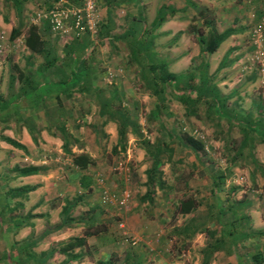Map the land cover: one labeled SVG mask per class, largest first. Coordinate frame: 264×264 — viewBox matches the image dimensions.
<instances>
[{
    "label": "rangeland",
    "instance_id": "obj_1",
    "mask_svg": "<svg viewBox=\"0 0 264 264\" xmlns=\"http://www.w3.org/2000/svg\"><path fill=\"white\" fill-rule=\"evenodd\" d=\"M2 1L4 4L7 2V0ZM22 1L27 5L31 3L33 5V0ZM60 1H64L65 4H75L70 0H68L69 2L66 0H50L49 6H39L26 15L30 19H26L22 23L19 22V25H16L17 27L14 29L17 33L13 38L10 37L9 29H0L1 98L9 90V75H16L18 69L22 71L23 75H30V79L39 81L43 79H54L56 72L53 67L62 64L64 60L72 59V56L67 58L63 54L66 51V46L64 47V45L68 47L71 43L78 42L81 37L85 36L84 34H87L90 39L94 38V35L89 33L74 37L71 32L66 33L64 37H59L48 26L49 31L46 30V34L50 40L52 39V43H54L56 62L53 67H48L45 72H38L36 64H39V55L32 54V52L26 49L23 44V35L30 24H34L39 34H42V28L45 26L43 23L47 21L44 22L43 17L36 19V12L47 10ZM255 1L257 3V10L256 6H254L253 9L256 11L253 9L249 11L250 22L246 21L248 19L247 17L243 18V20L241 18L243 24L239 32H237L238 37L232 38L234 39L232 40L234 44L233 46L231 45L234 48L233 51L220 56V58L214 53L194 54L186 68V70L194 69L195 81H197L198 73L201 70L200 64H207V73L214 74V78L212 77L213 81L224 89L222 93L224 96H227V103L231 104L234 102L233 106L226 107L233 109L237 115H242L244 118L245 116L246 118L248 117L245 120V127L242 126V128L246 129H248L246 126H254L258 129L264 123V64L260 66L261 62L253 58L256 47L252 45L250 40V29L252 25L264 16V7L260 6V3L264 5V0ZM75 5H78V3ZM23 7L28 13L29 8H26L27 6ZM96 7H98L97 3ZM205 7L206 11L202 10V14L198 12L195 14L196 10H194V14L190 18V20L195 19L193 25L197 31L204 34L210 27L217 32L226 29L223 28V22H217L215 20L216 15L212 4L208 3ZM187 28L188 26L186 27L184 35V37H188L184 39V41L188 40L187 42H179L180 36L177 35L175 37L176 39L178 38L177 43L166 46L163 43L166 41V37H163V40L160 41L159 53H168L169 56L174 55L177 57L183 47L195 53L197 48L195 36L193 33H189ZM262 39L264 46V29L262 31ZM151 46L149 52L152 53ZM100 48L101 50L103 49L102 46ZM27 50L30 53L26 52ZM122 57L124 56L122 55ZM153 57L155 58L153 62L166 69V65L162 59L154 56V54ZM261 59L264 63L263 56ZM117 63L118 60H110L109 58L106 60V66H110L111 68H117ZM122 63H124V60ZM106 66L102 70L103 72ZM180 69L182 70L184 68L181 67ZM129 71L130 73H128ZM96 78V80L93 79V82L102 86L104 85L105 87H115V89L120 91L122 106L129 111L131 116L135 112L132 109L133 105L137 107L135 118H137L139 130L150 141L157 137L169 141L168 131L171 128H173L175 133L184 131L190 134L192 129L196 127L201 129L205 135L203 145L206 146V149L203 148L199 152L192 151L189 147L183 145L174 137H171V141H169L172 149L170 151V157L163 156V162L159 168L162 182L166 186L158 188L155 185L149 196H144L145 169L149 165V160L143 150L139 148L138 140L134 137L132 139L131 135L133 136V134L127 133L123 141V148L120 145L115 146V127L110 123L107 125H101L99 123L102 118H99L96 113V98H94L93 93H71L70 95H60L46 100V110L52 114L58 112L63 116L58 119H60V122L65 123L66 129L72 135L68 147L74 152H77L79 149L83 151L86 149L87 153L93 159V164L82 171L74 170L68 164V155L61 149L60 134L54 128H50V131L47 130L48 121L44 119V110L38 107L37 110H29L23 113L24 117L32 116L35 119L33 123H36L39 127L37 144L32 142L28 150L29 155L27 158L23 156L21 149L13 147L7 142L5 143L0 137V175L3 177L13 165H26L31 161H38L39 159L42 162L41 164L46 166L45 173L47 178L42 192L39 194H36V192L31 194L36 199L40 197L43 201L41 204L37 202L38 206H41L38 209L40 211H47L50 208L55 213L62 202L68 199L71 201L76 200V204L70 210V217H84L90 213L98 214V217L93 216L94 218H92L93 223H95L93 226L104 225L107 231L105 228V231H103L104 234H101V243L94 253L95 257L101 252L103 254L107 253V255L115 253L118 256L117 264H121L124 261L123 253H134L137 255V259L142 260L141 264H162V262L163 264H200V255L205 254L204 259L206 261L203 264H209L211 262L210 260L215 258V256H212V250L220 248V254L224 260L222 264H248L250 262L257 264L260 262L258 257H256L257 262H254L249 255H246L251 243L249 239L245 238L242 241L239 239L238 245L233 243V238L232 240L215 242L218 240V237L215 235L214 223L202 221L199 218L204 213L203 199L205 197L212 201L217 200L218 203H225L226 201V204L222 205L221 209H225L224 214H230V208L228 207L231 205V201H235V198L227 189L230 187H238L243 190L249 186L251 187V183H249V171L247 172V167L250 162L248 156L244 153L239 154L237 157L234 155L240 139L237 125L232 122L228 124L223 119H220L217 124L214 123L213 119H206L204 116L205 105L203 103H199L194 112H189L188 108H185L175 98V95L179 92L176 94L173 93L171 91L172 87L165 88L164 103L166 109L159 111L158 118L161 120V123L156 124L153 118L148 121L146 117L149 114V110L153 109L154 102H158V100L150 94L149 89L146 88L144 81L136 70L127 69V73H121V75H119L118 71L111 74L105 71L103 76H96ZM88 79V82H90L91 77L89 76ZM17 86L18 81L14 79L12 89L15 90ZM231 89L237 91L235 94L238 95V99L235 94L233 95V92H229ZM240 91H244V94H240ZM55 105H59L60 107L64 106L63 111H58L56 109L58 106ZM52 110H54V113ZM249 114L256 119L253 121ZM259 117L261 119L257 120ZM16 118V116L11 115L6 120L0 121V135H8L9 137L10 133L7 128H10L14 132L15 137H17V131L15 130L18 129L17 126H20V120H16ZM96 124L97 131L95 130L96 132H94L92 126ZM2 130L6 135L2 134ZM108 130L109 133L106 132ZM41 131L46 132L48 141L41 138ZM111 133L113 134V138L109 137ZM253 133L259 136L257 130H254ZM114 146L115 149H113ZM255 157L258 159L257 156ZM123 161L126 164H123ZM121 166L123 169L119 171L118 168ZM235 166L239 167H237L238 170H236ZM124 168H127V173L129 171L128 179L124 175L127 174L126 172L124 173ZM210 172H221L225 180L220 184H218V181L215 182L216 185H213L214 187L212 185L205 187L204 185L206 184H203V175ZM97 173L101 174L103 185L107 189L117 191L125 186L130 190L131 204L127 215L137 214L135 218L143 221L146 225L143 231L137 233L138 238L134 237L136 239L135 244L131 245L128 243L129 237H132V234H128L129 236L125 241L122 239V228L118 227V209L113 204L104 205L100 203L99 186L95 181ZM81 175L84 177L83 182L86 185L83 188L79 184V177ZM262 179L264 180V177ZM5 183L8 185V182ZM11 184L9 183L10 186ZM3 186V180L0 178V191ZM213 188L215 191H212ZM182 191L192 195L197 201V206L186 216L175 213V205ZM247 192L250 195L253 194V192L248 190H244L241 193L246 195L245 193ZM254 195L258 194L255 193ZM263 195L262 200H264ZM2 199L0 195V203ZM89 203L91 204L89 210H86ZM257 208L264 214V204L258 205ZM16 209L20 210V207ZM185 222H188V225L192 226L188 227L189 233L192 230L194 231V226H196V229L193 235L181 238L176 234L177 226L175 224L182 225ZM171 229L176 232L174 233ZM233 237H236V234ZM2 241L8 243L6 235H0V244ZM205 244L209 246L204 247ZM232 245H234L233 248L231 247ZM4 247L7 246L4 244ZM55 259L58 260L59 257L57 256ZM55 259L53 261H56ZM166 259H168V262H165ZM15 264H21V261L17 260Z\"/></svg>",
    "mask_w": 264,
    "mask_h": 264
},
{
    "label": "crops",
    "instance_id": "obj_2",
    "mask_svg": "<svg viewBox=\"0 0 264 264\" xmlns=\"http://www.w3.org/2000/svg\"><path fill=\"white\" fill-rule=\"evenodd\" d=\"M66 1L69 2L68 0ZM70 1H73L75 4L78 3V5L81 3V0ZM96 3L98 6L97 9H99V25L101 23L100 30L102 31V35L98 36V39L96 40H94L93 38V41H91L90 43L92 48L87 46L86 48H84L83 53L80 54L77 58L79 60H83V65L81 66H84L86 68V70L88 71V76L90 75L91 77L90 82L86 83L85 85H81L80 87H87V90L93 92H96V90L100 87L97 83L93 82V79L96 80V76H103V74H105V71L108 74L118 71L119 75H121V73L126 74L127 69H132L136 70L140 75L143 72H148L151 65H155L156 68L159 69L160 65L153 62L155 60L153 54L154 56L162 59V61L166 65V69L168 72L180 73L186 70L192 56L194 54H198L199 52L198 45L195 53H193V51H189L188 48L183 47V49L179 51L178 56L175 57L174 55L169 56L168 53H159V45H161L160 41L163 40V37H166V41L163 42L166 46L176 44L178 38L176 39L175 37L179 35V42H187L188 40L184 41L185 38H188L187 36L184 37L185 30L190 22V18L194 14V10H196L195 14L197 12L202 14V10L206 11L205 6H207L208 3L212 4L214 13L216 15L215 20L217 22H223V28L232 29L231 33L226 38H224L219 43L217 48L212 52L218 55L219 58L220 56L233 51L234 48H232V46L234 43H232V40L234 39L232 38H235L236 36L238 37L237 32H239V29L242 27L243 18L247 17L248 19H246V21L250 22V17L248 14L249 11L252 10L254 6H256L257 10V3L255 0H96ZM33 5L32 3L30 5H27L22 0H7L6 4H4L3 1L0 0V29L6 28L11 30L12 28H16V25H19V22L22 23L26 19H30L26 15L34 11V9H37L42 5L49 6L50 0H33ZM23 6H27L26 8H29L28 13L27 11H25ZM260 6L264 7V5H262L261 3ZM160 7L161 11L159 10V14H157V17H155ZM163 15L164 17L158 19ZM154 17L157 24L153 25V23L151 22ZM158 21L160 22L158 23ZM43 25L45 26L42 28L43 32L40 37L44 39L47 44H50L49 46L51 49H55L54 43H52V39L50 40L46 34V30L49 31L48 26L46 23H43ZM84 35L85 36L81 38L90 39L87 34ZM79 44L83 43L80 42ZM132 44H134V46ZM100 46H102V50ZM150 46L152 53L149 52ZM64 47L66 51L70 50V45H68V47L67 45H64ZM136 47L139 48V52L137 53ZM26 52L30 53L28 50ZM63 54L66 56V52H64ZM73 54L71 55L70 53V55L73 57H71L72 60H77L76 57L73 56ZM122 55L124 57H122ZM149 55L150 57H148ZM108 58L110 60H118L117 68L106 66V60ZM123 60L124 63H122ZM42 61V57L39 55V64H36V68H38ZM74 62L78 63V61ZM80 63L81 62H79V64ZM76 65H74L73 69H75ZM105 66L106 68L103 72L102 70ZM181 67H183L184 69L181 70ZM64 72L65 74L56 72L54 79L61 78L64 75L67 76L69 72L68 67L64 70ZM128 73H130V71ZM216 86L219 90V93L223 97H227L222 93L224 89L219 87L218 84H216ZM229 92H233L234 95L237 91L231 89ZM239 93L244 94V91H240ZM235 96L238 99V95L235 94ZM227 102L228 101L226 100V106L234 105V102H232L231 104ZM250 117L253 121L254 119H256L251 115ZM238 121H240V119ZM224 122L227 121L224 120ZM109 123L114 125L116 135L115 122L106 121L104 125H107ZM232 123L237 125L236 127L239 130L240 134V139L237 147L242 140H247L246 146L242 147V153L246 154L248 156V159L250 160L247 167V172L249 171V183H251V187L249 186L247 187V189L244 188L243 190L242 188L238 187H230L227 189L228 192L232 194V196L234 195L235 198V201H231V205H229L231 208L230 214H224L225 209H221L222 205L226 204V201L225 203H218L217 200L212 201L205 197L203 199L204 213L201 215V217L199 216V218L202 221L204 220L209 221L210 223H214L215 235L218 237V240L221 239L220 235H224V233L227 232L232 233L233 236L236 234V240L233 242L236 245L239 244V239L240 241L245 238L249 239L251 243L250 248L247 249L246 255L251 256L252 254L256 253L258 254V259H260V262H258L257 264H264V214L260 212L259 208H257L258 205L264 204V200H262V195L264 194V180L262 179L264 177V145L258 142V140L262 139V136H257L249 130L244 133L245 131H243L239 122L233 121ZM17 128L18 129L15 130L17 131V137H15L14 132H12L10 128H7L10 133L9 137L25 146V149H21V153L24 157L27 158L29 155L28 150L30 149V145H32V141L30 135L28 134V131L24 126H17ZM44 132L45 131H41L40 136L43 140L48 141V136L46 135V132ZM106 132L109 133V130ZM2 134H5L3 130ZM112 136L113 134L111 133L109 137L113 138ZM131 137L132 139H134L132 135ZM251 139L252 141L249 143ZM80 151L83 150H77V152ZM84 152H87V150L85 149ZM255 156H257L258 159H256ZM67 159L69 160V158ZM41 163L42 162L38 159V161H31L26 165H42ZM68 164L71 165L70 160L68 161ZM18 166L23 165L18 164ZM237 167L235 166L236 170H238L239 168ZM72 168L75 170L74 167ZM217 174H221V172H210L206 175H203L205 181H203V184H206L204 186L206 187L212 185V187H214V182L218 181V179L216 178ZM3 176H5L4 178L6 179V182H8V185L9 183H12L11 186L36 183L38 184V186L34 190L28 192L26 198H17L18 200L13 199V202L20 201L21 205L18 206L20 207V210H13L11 213H7L5 216V218L8 220V223L1 227L3 229H0V235H6L8 243L2 241V244L1 242L2 245L0 244V255L1 253H7L8 257H10L13 252L21 250V264H94L95 259L107 256V253L103 254V252L98 254L96 257L94 254L96 252V249L99 248V244L101 243V234H104V232H100L87 236L86 244L81 248L77 247L73 250V253L77 252L80 255L76 258L67 259L64 254L59 253L57 250H54L51 256H49L46 261H40L36 263L35 260L26 258V252L40 253L41 251H43L45 253H49V251L54 248L57 242H63L69 237L80 236L82 234V231L86 227L95 224L93 223L92 218L98 217V214L90 213L88 216L84 217H73L72 220H61L62 217L59 215V211L64 205L65 201H63L61 206L56 209L55 213H53L52 209L50 208H48L47 211H40L38 208L41 206H38L37 202L41 204L43 203V201L40 199V197L36 199L34 195L31 194L35 192L36 194H39L40 192H42L47 178L45 170H41L35 174L18 176H15V174L10 172V170H7L6 174ZM0 178L3 180V177L1 175ZM244 190L251 191L253 192V194L250 195L247 192L245 193L246 195H244V193H241ZM212 191H215V189L213 188ZM255 193H257L258 195H254ZM5 202L6 201L2 199L0 204H4ZM82 203L86 205L85 202L82 201ZM90 205L91 204L89 203L88 207H86V210H89ZM188 214L190 213L184 215L186 216ZM126 215L124 216V222L127 232L128 234H132L133 238L137 237V233L143 231V228H145L146 225L143 221H139L135 218L137 214ZM15 219L18 220V223L14 222ZM175 226L178 227L179 225L175 224ZM171 230L174 233L176 232L173 229ZM122 239L124 241L126 240L123 237ZM22 241H27L28 244L25 245L22 243ZM14 242H16L17 244L12 245ZM18 243L21 244L18 245ZM4 244L8 248L4 247ZM233 246L234 245H232L231 247L233 248ZM219 254L220 248H216V250L212 252V256H215V258H212L209 264H222L224 261L223 256ZM57 256L59 257L58 260L55 259L57 258ZM136 256L137 255H135L134 253H123V258L125 259H128V257L137 259ZM8 257L6 259L1 258L0 264H15V262L9 260L10 258ZM54 259L56 261H53ZM165 262H168V259H166ZM199 262L200 264H202V254L200 255Z\"/></svg>",
    "mask_w": 264,
    "mask_h": 264
},
{
    "label": "trees",
    "instance_id": "obj_3",
    "mask_svg": "<svg viewBox=\"0 0 264 264\" xmlns=\"http://www.w3.org/2000/svg\"><path fill=\"white\" fill-rule=\"evenodd\" d=\"M159 10L161 11V7L158 9V12L156 13L155 17H157V14H159ZM159 16V15H158ZM155 17L152 20L151 23L157 24L155 22ZM163 16H161L158 19H161ZM194 20L191 19L187 31L189 33L194 34L195 42L197 43L199 47L200 53H212L219 43L226 38L232 31L230 28H226L222 30L221 32H217L212 27L208 28V30L203 34L194 27ZM46 20L44 19V22ZM100 22V21H99ZM160 21H158L159 23ZM47 26L49 24L45 22ZM99 26V28H98ZM101 23L97 24L96 32L94 33V40L98 39V36L102 35V31L100 30ZM17 31L15 29L10 30V37L13 38L16 35ZM41 34H39L37 27L34 24L28 25L26 28L24 35H23V44L24 46L32 53L39 54L42 57V63L38 66L37 70L39 73L45 72V70L50 67L54 66L56 62V57L54 56V49L50 48V44H47L44 39L40 37ZM92 39H84L80 38L77 42H73L70 45V50L65 51L66 56L71 57L73 54L76 59L80 54L83 53L84 48L91 47L90 45ZM82 42L83 44H79ZM75 43V44H74ZM90 45V46H89ZM134 46V44H132ZM85 46V47H82ZM136 53L139 52V48L136 47ZM71 53V55H70ZM65 56V57H66ZM73 58V57H72ZM70 59V58H69ZM78 61V63L74 62ZM79 62H81L79 64ZM83 60H64L62 64L54 66L55 72H59L60 74H65L64 70L68 67V75L62 76L61 78H57L53 81V79L49 80H35L30 79V75L26 76L23 75L22 71L18 69L16 75H9L8 79V88L6 95L1 98L0 97V121L6 120L11 115L16 116V120H20V126H24L26 130L28 131V134L30 135L31 141L34 144H37L38 135H39V127L36 123H33V120H35L32 116L31 117H24L23 113L25 111L29 110H37L38 107L43 108V116L44 119L48 121V131H50V128H54L57 130V132L60 134L61 139V149L63 152H65L68 155V158L70 160V164L72 167L75 168V170L82 171L89 166L93 164V159L91 156L84 151L80 152H73L68 147L69 142L71 140V133L68 132V130L65 127V123L60 122L58 118H62L63 116L56 112L55 114H52L51 112H48L46 100H49L51 98H54L56 96L60 95H70L71 93H85V92H91L93 93L94 98H96V113L99 118H102V120L99 122L101 125H104L106 121H112L116 124V145H120L122 148L124 146L123 141L125 140V134L131 133L133 134V137L138 140L139 148L143 150L144 154L148 157L149 165L145 169V175L146 179L144 182L145 191L144 196H149V194L152 192L153 187L157 185L158 188H163L164 183L161 179V172H160V166L163 162V156L169 158L170 157V151H172L169 141H171V137H174L177 141L182 143L183 145L189 147L192 151L199 152L203 150V143L199 141L198 139L194 138L189 133H185L184 131L181 132H174L173 128H171L168 132V135L170 137L169 141H165L160 139L159 137L154 138L152 141H150L146 136L144 137L139 130V125L137 123V118H135V113L137 110V107L133 105L132 109L135 111L132 116L129 114V111L122 106L121 102V93L119 90L115 89V87H105L104 85L98 84L100 87L96 90V92L87 90V87H80L81 85H85L88 83V71L83 65ZM77 64V65H76ZM74 65H76L75 69H73ZM80 65V66H78ZM201 70L198 73L197 81H195V71L193 68L187 69L180 73H171L168 72L166 69H164L162 66L159 67V69L156 68L155 65L150 66V70L146 73L140 74V77L145 83V86L150 94L154 96L158 102H154L153 109L149 110V114L147 115L146 119L150 121L152 118L155 120L156 124L161 123V120L158 118L159 111L165 110L166 105L164 103L165 101V88L166 87H172L171 91L173 93H178L175 95V98H177L181 104L185 106V108H188L189 112L197 108V105L199 103H203L205 105L204 107V116L206 119H213L214 123H219L220 119L226 120L228 124H231V122L236 121L239 122L241 127H245V120L248 119V117L245 118L241 115H237L233 109H228L226 107L225 101L227 100L226 97H223L216 86V83L213 81L214 74H208L206 67L207 64H200ZM17 69V67H15ZM13 72V70H12ZM213 77V78H212ZM14 79H17L18 86L15 90L12 89V84ZM102 86V87H101ZM99 99V100H97ZM40 101V105L38 102ZM58 106L56 109L61 112L64 109V106ZM54 113V110H52ZM240 119V121H238ZM261 119L260 117L257 118V120ZM23 122V124H22ZM36 126H35V125ZM97 124L92 126L94 132H96ZM246 128H242L244 133H246L248 130L253 132L254 130H257L259 132V136H262V139L258 140L259 143H262L264 145V123L261 124V127L256 129L254 126H246ZM96 130V131H95ZM38 134V135H37ZM1 139L13 147H16L18 149H25V146L21 143H18L14 139L0 135ZM77 141V140H76ZM252 140H250L251 142ZM247 140H242L239 144V146L235 149L234 155L237 157L239 154L243 152L244 146H246ZM115 146L113 149H115ZM41 170H46V166L44 165H13L10 168V172L15 174V176L18 175H28V174H35L38 173ZM17 174V175H16ZM218 176V177H217ZM216 177L218 179V184L222 183L224 178L223 174H218ZM3 176V183L4 186L2 187V190L0 191L1 197L6 201L4 204H0V229H3L5 224L8 223V220L5 218L7 213H11L13 210H15L18 206L21 205L20 201L13 202V199L18 200L17 198H26L28 192L31 190H34L38 184H23L19 186H9L6 185V180ZM83 176L81 175L79 177V184L83 188L85 187V183L83 182ZM217 182V181H215ZM214 182V185H216ZM123 188V187H122ZM119 191V190H117ZM8 201V202H7ZM76 200H68L65 199L64 205L61 207L59 211V215L62 217L61 220H72L73 218L69 216L70 208H72L75 205ZM197 206L196 199L192 196L187 194L186 192H181L179 199L177 200V203L175 205V213L179 215H184L187 213H190L191 210H193ZM230 208V206L228 207ZM231 210V208H230ZM9 215V214H8ZM34 216V215H32ZM12 217V216H11ZM15 223H18V220L15 219ZM231 223V222H230ZM18 225V224H17ZM16 225V226H17ZM92 229H89V228ZM188 227H192L188 225V222H185V224L179 225L177 227V235L181 238H185L189 235H193L194 231L196 229V226H194V231L192 230L190 233L188 232ZM6 229V227H5ZM105 231L104 225L99 226H89L86 227L80 236H73L69 237L67 240L63 242H57L54 248H52L49 253H45L41 251L40 253H34V252H26V258H29L31 260H35L36 263L40 261H46L49 256L53 253L54 250H57L59 253L64 254L67 259L69 258H76L79 255V253L75 252L73 253V250L75 248H81L86 244V237L97 234L100 232ZM231 237V238H229ZM233 242L236 240L235 237H233V234L230 232L224 233V236L222 235L220 240H232ZM216 240V239H214ZM220 240H217L215 242H219ZM23 244H28L27 241H22ZM17 244L14 242L12 245ZM21 243H18L20 245ZM32 244V243H31ZM209 246L207 244L204 245V247ZM13 247V246H12ZM10 247V248H12ZM17 247V246H16ZM216 248V247H215ZM21 249V248H20ZM17 250V249H16ZM216 249H213L212 252H214ZM210 253V252H208ZM46 254V255H44ZM257 255V256H256ZM8 257L7 253H1L0 259H6ZM256 257H258V254H252L250 258L252 261L257 262ZM9 260L12 262H16L17 260L21 261L22 258V252L21 250L15 251L12 253ZM128 257V259L124 258V261L121 264H141L140 259H132ZM205 254H202V264L205 263ZM118 256H116L115 253H110L106 257L97 258L94 261V264H117ZM244 264V263H241ZM248 264H254L253 262H250Z\"/></svg>",
    "mask_w": 264,
    "mask_h": 264
},
{
    "label": "built area",
    "instance_id": "obj_4",
    "mask_svg": "<svg viewBox=\"0 0 264 264\" xmlns=\"http://www.w3.org/2000/svg\"><path fill=\"white\" fill-rule=\"evenodd\" d=\"M43 17L49 24L50 30L58 35L64 37L66 33L71 32L74 37H79L84 33L94 35L96 27L99 22L98 11L95 0H81L79 5L65 4L64 1H60L58 4L49 7L47 10H41L36 12V19ZM264 29V16H262L256 23H254L250 29V40L254 47H256L253 58L262 62V56L264 59V46L262 39V31ZM194 138L198 139L202 143L205 142V135L201 129L194 127L190 132ZM206 149V146L203 145ZM127 154V151H126ZM127 161V159H125ZM123 164H126L123 161ZM122 165V164H121ZM118 168V167H117ZM122 170V166L118 168ZM127 168H124V173H127ZM117 171V172H119ZM126 179L129 178V171L124 174ZM96 184L99 186V200L101 204H113L118 209L119 223L118 227L122 228L121 234L124 239L129 235L124 225V216L130 209L131 193L127 187L121 188L119 191L110 190L104 187L103 178L100 173L96 174ZM136 243V239L129 237V244Z\"/></svg>",
    "mask_w": 264,
    "mask_h": 264
}]
</instances>
